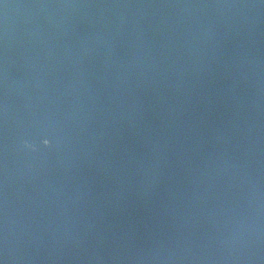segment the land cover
<instances>
[{
  "label": "water",
  "instance_id": "obj_1",
  "mask_svg": "<svg viewBox=\"0 0 264 264\" xmlns=\"http://www.w3.org/2000/svg\"><path fill=\"white\" fill-rule=\"evenodd\" d=\"M0 264H264V0H0Z\"/></svg>",
  "mask_w": 264,
  "mask_h": 264
}]
</instances>
